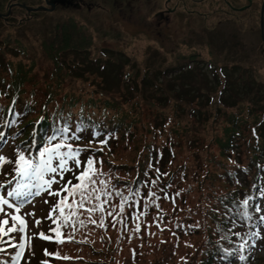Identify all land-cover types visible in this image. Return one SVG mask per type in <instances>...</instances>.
<instances>
[{
    "label": "rangeland",
    "instance_id": "1",
    "mask_svg": "<svg viewBox=\"0 0 264 264\" xmlns=\"http://www.w3.org/2000/svg\"><path fill=\"white\" fill-rule=\"evenodd\" d=\"M52 1L0 0L2 13L8 11V3H13L9 8L12 13L7 14L11 18L8 19L9 23L0 20V62H11L13 69L7 66L8 72L0 68V73L9 82L12 80L18 84L15 69L22 66L29 68L32 79H27L25 83L29 86L35 81L36 85L41 86L40 97L37 99L40 103L51 97L52 93L48 98L43 97L48 87L55 91V99L63 96L60 100L62 104L68 99L70 102L77 99V108L80 103L89 106L100 101L113 106L114 112L125 115L128 123L133 125L134 138L119 141L116 145L80 142L102 149V155L94 165L101 175L107 172L112 162L137 161L142 136H150L146 130L149 129L148 120L158 123L155 115L160 111L164 116H171L172 124L180 122L179 130L182 134L194 136L192 144L185 140L181 141V145L175 143L178 154L175 166L184 160L192 164L207 157L216 162L222 160L232 167L237 159L245 162L251 157L249 151L239 154L237 149L227 156L222 155L217 138L225 139L226 128L231 124L227 121V114L239 109L245 111L246 119L251 117V113L240 106L236 108L238 102H234L240 99L230 100L227 105L218 101L219 110L214 104L205 107L210 102L197 93V85L200 83L204 87L208 80V90L213 91L219 79H212V69L198 59L227 65V71L233 79H230V84L240 93H245V89L251 87L258 88L260 93L254 99L263 105L262 109H257L262 115L264 56L260 13L264 0H254L246 12L233 11L224 0H54L53 6ZM233 4L241 6L247 4V0H234ZM160 12L164 15L160 16ZM20 20L26 22L20 24ZM221 39L222 43L219 41ZM228 41L230 48L223 45ZM227 50L233 51V54L226 55ZM59 53L63 54L64 59L60 58ZM189 60H196L198 66L190 63L192 66L188 65V69H178ZM95 61L103 64L105 70L102 65L100 68L93 65ZM196 67L199 70L195 73L191 69ZM244 70L246 83L242 85L238 73ZM51 72H54V77L50 75ZM127 74L130 82L122 84L120 79L126 78ZM147 75L156 83L155 87L151 89L143 85L135 90V95L128 94L135 80L144 82ZM34 94L37 96L36 91ZM159 103L161 107L151 106ZM244 104L247 105L246 102ZM137 108H140V112L135 117ZM42 109L46 110L44 107ZM128 110H131V116L126 113ZM210 112L214 113L212 117L208 116ZM183 117L186 119L184 127H181L180 119ZM141 119H146L144 127ZM44 122L48 123L49 119ZM236 140L241 142L239 134ZM18 145L17 141L0 143V156L7 160V163L0 164V197L7 199L9 205L21 208L20 213H16L13 207L2 206L4 211L0 212V220L8 218L9 225L5 228L10 227V217L15 214L21 216L27 225L25 233L11 234L14 237L12 243H25L23 255L15 264H99L98 254L115 244L122 245L129 232L147 234H142V242L151 248L141 264H185L191 257L198 261L204 242L201 232L211 224L206 210L211 207L213 199L212 194L207 197L211 185L207 180L201 185L199 174L185 178L183 187L179 184L172 187L173 194L166 204L144 206L138 208L137 212L126 209L121 213V202L113 196V199L107 196L99 202L93 201L103 205V214L96 211L90 216L87 211L75 206V212L84 221V225L77 222L74 225L75 231L70 227L60 232L66 243L56 247L53 246V240H45L39 233L54 237V232L50 230L54 229V212L51 210L59 198L49 195L47 191H41L26 201L7 195L16 187V183L3 181L10 177L17 166L19 153L23 151L27 157L28 151H32L28 140L22 143L24 149ZM242 147L247 149L245 145ZM64 150L68 151L66 147ZM78 159L81 166L76 169L74 162L69 160L66 167L71 171H65L63 179L59 173L45 174V179L55 176L57 182L52 185L53 190L62 188L69 181L73 185L77 183L75 176L84 169L89 157L79 156ZM58 162V158H54L53 166H57ZM207 166L208 172L221 171L214 161L208 162ZM216 183L220 185L222 181L216 180ZM95 187L98 195L100 181L97 180ZM104 200L108 202L103 203ZM71 202L72 198L69 197L66 203ZM102 215L105 227L100 226ZM90 219L97 223L89 222ZM37 220L40 221L39 225L36 224ZM137 224L140 225L139 231H136ZM21 235L25 236L24 241H21ZM69 235L74 237L72 241H68ZM3 239L8 240V237ZM0 245L5 247L0 256V264H14L19 249L9 247L6 243ZM257 247L256 254L264 257L263 241ZM131 248L132 242L125 243L124 249ZM56 249H59L56 252L59 257L47 258L45 250L49 253Z\"/></svg>",
    "mask_w": 264,
    "mask_h": 264
},
{
    "label": "trees",
    "instance_id": "2",
    "mask_svg": "<svg viewBox=\"0 0 264 264\" xmlns=\"http://www.w3.org/2000/svg\"><path fill=\"white\" fill-rule=\"evenodd\" d=\"M58 55L61 57L62 53ZM92 63L96 65L97 62ZM7 66L12 68L11 62H0V68L9 72ZM28 70L29 68L23 66L15 69L14 75L18 84L12 80L9 82L6 77L1 76L3 73H0V140L3 142L17 141L18 146L23 147L22 143L28 140L29 147L37 149L43 145L55 146L64 140L109 141V144L114 145L119 141L135 137L133 125L128 123L125 115L118 111L114 112L113 106L105 105L100 101L89 106H86V103H80L76 108L78 100L74 99L70 102L71 100L68 99L62 106L60 97L57 96L55 99L56 93L53 88L46 87L43 97L48 98L52 93L51 97L40 103V100L37 99L40 97L41 86L36 85L35 81L26 86L25 81L32 79ZM82 74L83 72L80 75ZM50 75L54 77V72H51ZM148 76L145 77L144 82L135 80V84L130 88V94L135 95V90L140 89L143 85L151 89L155 87L156 83ZM35 91L37 96H34ZM154 91L156 90L154 89ZM255 97L254 92H251L246 96V102L250 104L246 106L241 104V108L245 109L246 107V111L251 113V117L245 119L242 116L245 111L239 109L236 110L237 112L228 113L227 121H230L231 124L226 128L225 139L217 138L224 156L230 154L234 149H237L239 154L249 151L252 155L246 159V163L237 159L236 163L229 167L222 160L216 162V160L204 157L196 163L188 164L184 160L175 166L178 157L175 143L181 145V141L185 140L192 144L194 136L182 134L179 130L180 122L172 124L171 116H164L160 111L155 115L158 123L148 120L149 129L146 130L150 136H142L137 161L133 163L112 162L107 170L110 172L108 179L111 183H109L108 189L111 191V196L121 203L123 197L128 198L123 200V212L126 209H129L130 212H137L138 208L156 204L159 195L164 193L159 191L161 183L169 187L175 183L184 182V179L191 174H199L201 185L206 180L208 181L211 186L210 194H207V197L212 194L213 199L211 207L207 208L206 213L211 218V224L201 232L204 242L199 252L198 261L197 258L191 257L185 264H264V257L257 255L254 250L258 237L252 235V233H257L256 228L264 222L261 220V217L264 216H261L260 211H256L264 199V117L257 111L263 106L258 104ZM151 106L161 107V103L151 104ZM42 107L46 110L43 111ZM55 108L56 110H54ZM42 112L47 115H43ZM139 112L140 108H137L134 116H139ZM126 113L132 115L131 110ZM65 114L73 117L75 122L63 123L61 117ZM201 115L203 116V114ZM208 116L212 117V114ZM47 118L49 119L48 123L44 122ZM185 119L186 117L180 119L181 127H184ZM145 120H140L143 127ZM77 123L86 124L79 126ZM245 129L248 131L245 132ZM237 134L241 136V142L236 140ZM243 145L247 149L243 148ZM96 149L85 146L83 157L95 158L97 157V154H93L95 151L101 155L102 151ZM210 161L219 165L218 168H221V171L212 172L209 170L208 172L207 165ZM193 170L195 171L192 173ZM160 179L164 180H161L160 183ZM216 180H221L222 183L218 185ZM118 192L121 195H117ZM144 197L146 202H144ZM102 198L107 197L103 195ZM245 200L249 201L247 207L243 205ZM245 211L250 218L242 216ZM143 233L145 232H129L122 245L115 244L109 249L101 251L98 254L99 264H141L144 257L148 256L146 254L150 252L148 249L151 248L146 247L142 242ZM127 242H132L130 250L124 249ZM241 255L246 259L240 260Z\"/></svg>",
    "mask_w": 264,
    "mask_h": 264
},
{
    "label": "snow or ice",
    "instance_id": "3",
    "mask_svg": "<svg viewBox=\"0 0 264 264\" xmlns=\"http://www.w3.org/2000/svg\"><path fill=\"white\" fill-rule=\"evenodd\" d=\"M102 143H106L102 141ZM62 147H66L68 149L67 152L59 151ZM82 149H73L71 144L63 145L56 144L54 148H44L39 153V158L37 160H33L30 158H26L25 153L21 151L19 153V157L16 160V164L18 167L16 168V173L19 177V180L16 183V187L7 193L9 197H17L22 201H26L29 197L39 195L41 191H47L49 195L58 197V202L56 205L52 207L51 212L59 211V215L53 220V223L57 221H61L63 225L72 227L73 231H75V223H79L81 226L84 225V221L79 219V216L75 211L70 212L68 215H65V208L72 209L74 206H78L80 209H84L87 211L90 216L96 211H100L103 214V205L101 203H93V201L99 202L101 200V196L97 195V189L95 185L97 184L96 176L99 175V171L95 169L94 165L97 163L93 158H89L85 162L84 169L75 176L77 183L73 185L71 181H69L66 185H64L60 189L53 190L52 185L56 183L55 176H51L48 179H45V174H57L59 173L61 179H63V173L65 171H71L66 166L68 165L69 160H72L77 168L81 166V161L78 159ZM58 158L57 166H53V159ZM7 163L5 157L0 156V164ZM102 163V162H101ZM100 183H106L104 181H100ZM35 189V191H33ZM104 196H111L110 192H106L103 189L100 190ZM62 193L65 195L62 196ZM117 195H121L119 192ZM154 195V193H153ZM72 198L71 203H66L69 199ZM128 199L127 197L122 198V203L120 205V212L124 211V203L123 200ZM107 200H104L103 203H107ZM249 201H243V205L247 207ZM9 205V201L3 197H0V212H3L4 209L2 206ZM91 205V206H88ZM9 207H13L16 213H20L21 208L16 205H9ZM158 207V205H157ZM256 211H260L257 207ZM51 212L50 217L51 218ZM32 215V214H29ZM108 215H112V213H108ZM69 216L73 217V221L70 223ZM244 218H250L248 216L247 211L242 213ZM11 226L5 228V226L9 225V219L4 218L0 220V243H6L9 247L18 248L19 250L16 252L14 257V264L18 262L25 250V243L20 242L18 244L12 243L14 237L11 235L12 233H25L26 230V221L19 215H11ZM261 220L264 221V217H261ZM93 224L97 222L95 220L90 221ZM36 224L39 225L40 221L37 220ZM100 226L105 227L103 221V215L100 221ZM115 226V225H113ZM140 225L137 224L136 231H139ZM52 232L57 233L56 240L58 243H63L64 240L61 238L60 233V224H57V228L50 229ZM239 235V233H237ZM253 236H259V233H252ZM39 236L45 240H52L53 237L45 235L44 233H39ZM4 237H8V240H4ZM25 236L21 235V241H24ZM68 241H72L74 239L73 236L69 235L67 237ZM0 251H4V249H0ZM45 255H55L59 257V253L50 254L45 250ZM64 259H68V257H64ZM240 260H245L246 257L241 255L239 257Z\"/></svg>",
    "mask_w": 264,
    "mask_h": 264
},
{
    "label": "flooded vegetation",
    "instance_id": "4",
    "mask_svg": "<svg viewBox=\"0 0 264 264\" xmlns=\"http://www.w3.org/2000/svg\"><path fill=\"white\" fill-rule=\"evenodd\" d=\"M225 1V3H226V5L227 6H229L233 11H235L234 9H233V7H238V6H236V5H234L233 4V1L234 0H224ZM55 2V1H54ZM251 3H254V0H247V4H251ZM12 4L13 3H8V11L6 12V13H2V12H0V18L3 20V21H5V22H7V23H9L8 22V19H11L10 18V16H8L7 14H11L12 13V11L10 12V7L12 6ZM27 6L25 5V8H26ZM169 14H171L170 12H169ZM159 15L160 16H163L164 14L162 13V12H160L159 13ZM218 24H219V22H218ZM220 41V43H222V41H223V39H221V40H219ZM262 42H263V56H264V38H262ZM209 44V43H208ZM214 45V44H213ZM223 45H225L227 48H230L231 46H229V41H228V43L227 42H224L223 43ZM238 45V44H237ZM210 47H212V46H210ZM226 55H232L233 54V51H231V50H227L226 51V53H225ZM198 55H200L199 53H198ZM221 66H226L227 67V65H225V64H223V63H221L220 64Z\"/></svg>",
    "mask_w": 264,
    "mask_h": 264
},
{
    "label": "water",
    "instance_id": "5",
    "mask_svg": "<svg viewBox=\"0 0 264 264\" xmlns=\"http://www.w3.org/2000/svg\"><path fill=\"white\" fill-rule=\"evenodd\" d=\"M52 5H54V2L52 1ZM247 6H243V7H240V8H237V10H244ZM261 11H262V16H261V27H262V31L264 30V2L262 4V8H261Z\"/></svg>",
    "mask_w": 264,
    "mask_h": 264
}]
</instances>
